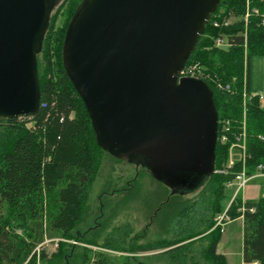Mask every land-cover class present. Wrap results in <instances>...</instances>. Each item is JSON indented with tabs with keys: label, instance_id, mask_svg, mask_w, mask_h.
I'll return each mask as SVG.
<instances>
[{
	"label": "trees",
	"instance_id": "16d2710c",
	"mask_svg": "<svg viewBox=\"0 0 264 264\" xmlns=\"http://www.w3.org/2000/svg\"><path fill=\"white\" fill-rule=\"evenodd\" d=\"M83 1H52L49 25L36 57L40 87L37 114L24 119H0V205L6 206L9 213L6 218L0 215V264H37L33 249L45 235L78 239L72 231L89 213L87 208L83 214V208L99 157L107 152L97 145L85 104L62 65L68 25ZM249 7L257 14L249 16L245 27V0H220L185 63V67L198 64L207 74L202 81L212 91L217 113L214 170L226 166L228 149L234 141L221 144L219 130L229 121L232 136L241 132L243 87L248 95L253 92L251 63L254 57H264V0H249ZM214 21L220 26L214 27ZM225 21L231 23L223 26ZM220 36L228 37L231 46L216 48L214 41ZM232 77L237 78L234 86ZM219 81L231 83V91L217 90L214 82ZM245 113L246 149L250 156L247 165L251 174L258 165H264V110L258 97L246 103ZM26 123L32 128H27ZM239 170L236 164L231 171ZM231 179V174L210 175L201 188L200 199L184 204L171 220L170 228L176 237L137 251L164 250L168 264H227L225 256L217 252L222 233L219 227L214 228L213 218L227 208L230 195L225 185ZM241 207L242 213L238 211ZM226 214L231 220L243 218L242 263L264 264V199L242 205L237 198ZM169 218L166 213L165 221ZM12 220L31 231L29 242L10 233ZM196 241L201 243L200 250H192ZM61 246L62 243L57 245L60 252L55 256L66 264L69 255ZM107 260L98 254L94 264H109Z\"/></svg>",
	"mask_w": 264,
	"mask_h": 264
},
{
	"label": "water",
	"instance_id": "95a60500",
	"mask_svg": "<svg viewBox=\"0 0 264 264\" xmlns=\"http://www.w3.org/2000/svg\"><path fill=\"white\" fill-rule=\"evenodd\" d=\"M53 0H0V119L40 108L36 57ZM220 0H84L62 65L97 145L183 195L214 173L212 91L180 73Z\"/></svg>",
	"mask_w": 264,
	"mask_h": 264
},
{
	"label": "rangeland",
	"instance_id": "374dc122",
	"mask_svg": "<svg viewBox=\"0 0 264 264\" xmlns=\"http://www.w3.org/2000/svg\"><path fill=\"white\" fill-rule=\"evenodd\" d=\"M231 83L234 86L237 78L232 77ZM251 87L253 94L261 96L258 100L264 110V57H254L252 60ZM248 98L247 102L255 97ZM31 126L26 123L27 128ZM229 152L237 160L239 148L234 147ZM232 192L233 189L227 190L228 195ZM263 192L264 183L254 180L248 183L242 195L249 201H256ZM200 195V189L183 195L171 194L169 189L140 168L110 153H103L99 157L95 179L83 208V214L87 208L89 213L72 231L78 239L48 238L45 235L43 241L33 249L37 264H62V258L55 256L60 252L57 245L61 243L62 251L69 255L66 264H94L98 254L109 258V264H168L164 250H137L161 240L174 239L176 235L170 228L173 223L171 220L175 219V214L184 204L199 200ZM166 213H169L170 220L165 221ZM0 215L9 217L6 206L0 205ZM8 227L12 235L29 242L30 230L17 226L13 220ZM242 228V223L236 220L222 234L223 240H229V247L228 250H222L224 244L220 240L221 250L217 252L225 254L227 264H242ZM200 249L201 243L196 241L192 250Z\"/></svg>",
	"mask_w": 264,
	"mask_h": 264
},
{
	"label": "built area",
	"instance_id": "2783aa9c",
	"mask_svg": "<svg viewBox=\"0 0 264 264\" xmlns=\"http://www.w3.org/2000/svg\"><path fill=\"white\" fill-rule=\"evenodd\" d=\"M245 6H246V10H245V14L242 20L246 27L249 16L252 13L257 14V11L256 10L251 11L249 7V0H245ZM230 23L231 22L229 21H225L223 23V26H228V24ZM262 24L264 25V15L262 16ZM213 26L219 27L220 23H218L217 21H214ZM214 46L218 49H226L231 46V42L228 37L220 36L215 39ZM206 76L207 74L203 73L200 70L198 64H193V65L184 67L180 73V78H194V79L203 80L204 78L206 79ZM214 85L216 89L219 91L228 92V93L231 91L230 83L223 84L221 82H214ZM248 97L250 98L258 97V99L261 98V96L255 95L253 93H251V95L248 96L247 92L245 91L243 87L242 103H241L242 111H243L242 121H241V132H239V134L236 136H232L230 134L231 128L229 125V121H226L225 124L222 125L219 130V141L221 144H226L230 140L234 139V141H232L228 149V162L226 166L220 170H215L216 174H223V175L231 174L232 175V179L228 181L225 185L227 190L233 189V192L230 196L228 206H230L232 202H235L237 198L241 199V204L243 205L246 202V200L244 199V195H242V193H243L244 188L248 185V183L251 182L255 178L264 180V165L262 164L258 165L253 173L251 174L248 173L247 160L250 158V156L248 155L247 149H246V115H245L246 114L245 108H246ZM234 147L239 148V154H238L237 160L233 159L231 156V153L229 152V150L233 149ZM236 164H239L240 170L237 172L231 171L232 168H234ZM260 198L264 199V192ZM227 208L225 209L224 212L216 216V218L214 219V222H215L214 228L219 227L221 230V233L224 231L225 226L232 221L231 218L226 214ZM243 210H244L243 207L238 209V211L241 213L243 212Z\"/></svg>",
	"mask_w": 264,
	"mask_h": 264
},
{
	"label": "crops",
	"instance_id": "0c3cea01",
	"mask_svg": "<svg viewBox=\"0 0 264 264\" xmlns=\"http://www.w3.org/2000/svg\"><path fill=\"white\" fill-rule=\"evenodd\" d=\"M254 180H256V181H258V182H260V183H262V184L264 183V180L259 179V178H255V179H253L252 181H254ZM230 196H231V195H230ZM244 199H245L246 201H249V200L246 199L245 196H244ZM236 220H239V221L242 223V226H243V218H242V216H240V217H238V218L232 220L230 223H228V224L225 226L224 231L222 232V234L225 233V231H226L227 227L229 226V224H231L232 222H234V221H236ZM241 236H242V234H241ZM241 239H242V237H241ZM219 244H220V243H219ZM221 244H224V245H223L224 247L221 248L222 250H228V247H229V240H228V239L223 240V238L221 237ZM241 247H242V246H241ZM221 249L219 248V245H218L217 250H221ZM221 254L225 255L224 253H221ZM226 260H227V259H226ZM242 264H243V263H242Z\"/></svg>",
	"mask_w": 264,
	"mask_h": 264
},
{
	"label": "flooded vegetation",
	"instance_id": "af4514ba",
	"mask_svg": "<svg viewBox=\"0 0 264 264\" xmlns=\"http://www.w3.org/2000/svg\"><path fill=\"white\" fill-rule=\"evenodd\" d=\"M157 183H159V182H157ZM159 184L162 185V186H164V187H166L167 189H169V191H171L170 188H168V187H167L166 185H164L163 183L160 182Z\"/></svg>",
	"mask_w": 264,
	"mask_h": 264
}]
</instances>
